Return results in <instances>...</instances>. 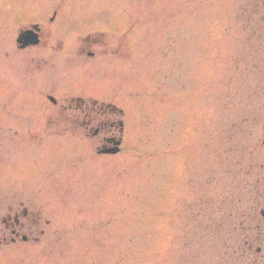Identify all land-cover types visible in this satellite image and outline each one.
<instances>
[{"label":"rangeland","instance_id":"rangeland-1","mask_svg":"<svg viewBox=\"0 0 264 264\" xmlns=\"http://www.w3.org/2000/svg\"><path fill=\"white\" fill-rule=\"evenodd\" d=\"M25 1L0 0V73L72 110L0 163V264H264V0ZM35 23L49 47L19 51ZM94 108L115 123L95 138ZM17 208L39 226L6 225Z\"/></svg>","mask_w":264,"mask_h":264},{"label":"flooded vegetation","instance_id":"flooded-vegetation-1","mask_svg":"<svg viewBox=\"0 0 264 264\" xmlns=\"http://www.w3.org/2000/svg\"><path fill=\"white\" fill-rule=\"evenodd\" d=\"M24 4L27 2L23 0ZM21 7L20 13L22 11L23 5H19ZM36 26V27H34ZM34 28V29H33ZM29 29H33L34 32H37V40L38 44L35 46H28L22 51L28 50L30 47H49L48 44H42L43 41V31L37 24L31 25ZM55 48V49H53ZM61 45L50 46V52H54L55 55L59 54L61 50ZM88 56H91V53H87ZM45 61L42 62L41 65L32 66V72L40 74L42 73V68ZM45 66V65H44ZM37 69H34V68ZM26 69V75L24 76V81L21 82L15 78L7 77L0 73V163L4 161L12 162L18 161L19 164L22 165L24 162H29L30 153L27 149L29 148H37L43 151V149L47 146V138H57L55 131L62 132L63 126L58 115L65 111H71L70 107H56V100L51 95H46V90L52 87V84L55 81L51 80L50 82H46V75H42L41 80H36L35 77H31L30 68ZM34 69V70H33ZM55 71L53 68L51 70ZM53 75H55L53 73ZM52 75V76H53ZM32 78V82H31ZM48 78L52 79L50 75ZM57 78V76H56ZM57 82H60L56 80ZM48 85V88L46 84ZM57 88H55L56 90ZM46 102H49L53 108L48 109L46 107ZM104 109H91L90 111H85L86 120H89L91 124H94L96 116H102L104 121H100L99 127H96L92 132V137H97L100 132L105 128H114V123H108L106 115H110L103 111ZM109 112L113 114L115 111V107L109 108ZM50 111H52V113ZM108 112V108L107 111ZM47 113L52 117L48 118ZM67 120L65 126L66 132H74L76 133L78 130V115L76 114L74 118H64ZM64 121V120H63ZM94 126V125H91ZM90 127V126H89ZM48 131L51 133L48 135ZM54 133V134H53ZM62 134V133H61ZM105 137V136H104ZM113 136L105 137V143L100 144L102 147H109L113 142L111 139ZM21 154V156H19ZM20 158H23L20 160ZM25 158V159H24ZM10 165V164H9ZM14 167V165H13ZM10 209L13 207L10 206ZM22 214H19L20 210L17 208L16 214L13 218L8 217L7 221H4L6 225H11L15 228L24 227L32 225L28 223L26 219L27 211L21 210ZM34 225H38V222H35ZM13 233L15 231H12Z\"/></svg>","mask_w":264,"mask_h":264}]
</instances>
